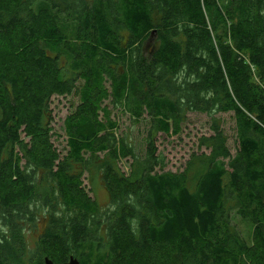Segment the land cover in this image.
I'll return each instance as SVG.
<instances>
[{"label": "trees", "instance_id": "trees-1", "mask_svg": "<svg viewBox=\"0 0 264 264\" xmlns=\"http://www.w3.org/2000/svg\"><path fill=\"white\" fill-rule=\"evenodd\" d=\"M72 95L61 156L51 101ZM114 111L144 125L143 155ZM190 112L210 117L209 153L164 172L156 136ZM168 244L169 264H264V0H0V264H145Z\"/></svg>", "mask_w": 264, "mask_h": 264}, {"label": "rangeland", "instance_id": "rangeland-1", "mask_svg": "<svg viewBox=\"0 0 264 264\" xmlns=\"http://www.w3.org/2000/svg\"><path fill=\"white\" fill-rule=\"evenodd\" d=\"M77 101L78 98L75 97V95L53 97L51 101V108L53 110L51 141L53 147L61 156L65 154L66 150V136L63 129V121L68 115L74 113L72 110L77 105ZM111 117L116 120L118 124L117 136H125L128 134L130 140L134 142L136 153L138 155H143L144 142H142V140L145 136L144 125L132 124L128 115L120 111L112 112ZM215 117L219 118L222 122L221 129L227 137V147L233 156L238 148L233 113L218 114ZM210 125V117L207 115L190 112L186 115V120L182 123L181 131L178 135L167 136L158 133L156 136V146L158 148V153L164 160L163 171L172 173L181 171L193 153H209L205 151V149L198 148V139L201 136L212 135ZM126 160L124 159L120 162V168L123 172L128 173L130 161ZM87 176L88 174H85L83 177V186L86 192L92 188V193L88 192L89 197L94 199L96 204L101 208H104L108 204V195L106 191L99 181L92 184V181H90ZM230 224L233 230L246 242V244L252 246V242H254L252 237L253 225L250 219L241 214H237L236 209H234L230 215ZM173 255V247L171 244L160 245L154 247L152 254L148 256L144 262L145 264H169L172 262ZM251 263L244 256H239L237 260V264Z\"/></svg>", "mask_w": 264, "mask_h": 264}, {"label": "water", "instance_id": "water-1", "mask_svg": "<svg viewBox=\"0 0 264 264\" xmlns=\"http://www.w3.org/2000/svg\"><path fill=\"white\" fill-rule=\"evenodd\" d=\"M43 262L44 264H56L53 261H51L48 257L44 258ZM62 264H81V263L79 262L77 258L71 256L66 262Z\"/></svg>", "mask_w": 264, "mask_h": 264}]
</instances>
